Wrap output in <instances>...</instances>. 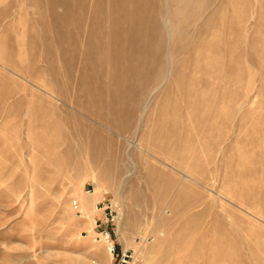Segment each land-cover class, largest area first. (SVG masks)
<instances>
[{"label": "rangeland", "instance_id": "obj_1", "mask_svg": "<svg viewBox=\"0 0 264 264\" xmlns=\"http://www.w3.org/2000/svg\"><path fill=\"white\" fill-rule=\"evenodd\" d=\"M103 197L139 264H264V0H0V264H112Z\"/></svg>", "mask_w": 264, "mask_h": 264}, {"label": "built area", "instance_id": "obj_2", "mask_svg": "<svg viewBox=\"0 0 264 264\" xmlns=\"http://www.w3.org/2000/svg\"><path fill=\"white\" fill-rule=\"evenodd\" d=\"M100 217L94 220L95 239L103 242L111 256L112 264H139L140 260L133 251L122 250L114 240L117 238L119 221L118 207L103 197L98 203Z\"/></svg>", "mask_w": 264, "mask_h": 264}, {"label": "bare ground", "instance_id": "obj_3", "mask_svg": "<svg viewBox=\"0 0 264 264\" xmlns=\"http://www.w3.org/2000/svg\"><path fill=\"white\" fill-rule=\"evenodd\" d=\"M88 17V16H87ZM87 22V21H86ZM86 27V26H85ZM86 29H84V31H85ZM85 33V32H84ZM108 40V39H107ZM82 46V45H81ZM82 49V48H81ZM80 49V50H81ZM70 54V53H69ZM89 55V54H88ZM83 59V58H82ZM89 59V58H88ZM80 60V59H79ZM86 62H88V61H86ZM201 63V62H200ZM199 67V66H198ZM200 68V67H199ZM86 72V71H85ZM74 73V72H73ZM188 73V72H187ZM194 74H196V73H194ZM130 78V77H129ZM185 80V79H184ZM76 81V80H75ZM185 83V82H184ZM74 84V83H73ZM115 84V83H114ZM146 84V83H145ZM76 85V84H75ZM113 85V84H112ZM74 86V85H73ZM77 86V85H76ZM134 86V85H133ZM185 85H183V87H184ZM198 86H200V84L198 85ZM197 86V87H198ZM97 88V87H96ZM132 88V87H131ZM140 89V88H139ZM186 89V88H185ZM194 89H196L195 87H194ZM143 90V89H142ZM131 92H133V91H131ZM137 92H138V90H137ZM195 92V91H194ZM88 93V92H87ZM170 93H172V92H170ZM100 94V93H99ZM130 94V93H129ZM139 94V93H138ZM136 98H137V95L135 96ZM170 97H171V95H170ZM197 97V96H196ZM195 98V97H194ZM131 99V98H130ZM172 100V99H171ZM129 102V101H128ZM130 106V105H129ZM171 106V105H170ZM108 107V106H107ZM118 107V106H117ZM131 107V106H130ZM133 107V106H132ZM191 107V106H190ZM186 108V107H185ZM135 109V108H134ZM108 110V109H107ZM131 112V111H130ZM119 113V112H118ZM134 113V112H133ZM131 116V115H130ZM118 223H119V221H118ZM117 237H118V229H117ZM111 257V256H110Z\"/></svg>", "mask_w": 264, "mask_h": 264}]
</instances>
